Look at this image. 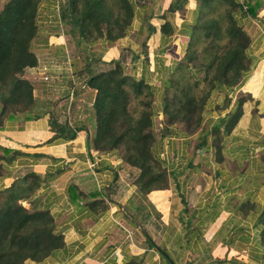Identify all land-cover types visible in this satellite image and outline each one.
I'll return each instance as SVG.
<instances>
[{
  "label": "crops",
  "instance_id": "obj_1",
  "mask_svg": "<svg viewBox=\"0 0 264 264\" xmlns=\"http://www.w3.org/2000/svg\"><path fill=\"white\" fill-rule=\"evenodd\" d=\"M133 1L137 14L128 34L109 45L91 69L122 58L132 77L154 86L155 130L160 125L154 152L173 174L170 185L144 193L137 182L140 169L118 150L89 148L88 137L96 133V92L85 85L86 57L55 65L64 68L57 84L62 92L53 104L48 101L55 94L39 70L69 47L68 36L57 29V0H43L33 43L39 61L25 74L35 86L41 115L7 120L0 129V145L21 152L5 163L0 187L30 171L45 176L27 205L53 214L64 244L44 260L25 264H123L131 259L141 264H264L259 223L264 207V4L256 16L243 18L252 57L245 81L228 106L220 91L203 113L207 132L219 125L224 145L218 156L213 148L197 149L199 132L188 133L184 122L168 125L161 111L162 82L184 55L198 0L169 15L173 35L162 32V16L172 0ZM145 2L153 8L150 22L156 29L141 38L137 32Z\"/></svg>",
  "mask_w": 264,
  "mask_h": 264
},
{
  "label": "trees",
  "instance_id": "obj_2",
  "mask_svg": "<svg viewBox=\"0 0 264 264\" xmlns=\"http://www.w3.org/2000/svg\"><path fill=\"white\" fill-rule=\"evenodd\" d=\"M42 1L7 0L0 8V129L7 120L41 115L42 104L35 97V86L24 75L28 68L38 65L33 43L40 29ZM188 1L172 0L162 16L164 34L175 33L169 15L184 10ZM263 4L264 0H198L184 55L162 82L165 97L161 109L168 115V125L184 122L188 133L199 132L197 149L213 148L221 156L224 144L219 125L207 132L202 125L203 113L211 96L220 91L225 94L224 106H228L245 81L252 57L251 38L243 18L256 16ZM142 7L144 14L137 33L148 37L156 29L150 22L153 8L147 2ZM136 14L133 0H64L60 5L66 35L75 39L77 52L88 61L85 85L96 92V133L89 135L88 146L99 151L118 150L126 162L140 169L137 182L147 193L168 188L173 175L154 152L155 117L159 113L154 104V86L145 78L132 77L122 58L112 60L107 68L91 69L102 61L109 45L128 34ZM103 43L107 47L102 49ZM198 73L203 76L199 78ZM202 81L205 84L201 87ZM198 87L203 90L201 95L195 93ZM238 115L239 112L234 114L231 124ZM64 128L61 131H69ZM20 153L0 145V180L7 173L5 163ZM44 178L30 171L0 187V264L42 261L64 244V236L56 232L53 214L27 205ZM259 223L264 246V207ZM123 264L141 263L131 259Z\"/></svg>",
  "mask_w": 264,
  "mask_h": 264
},
{
  "label": "rangeland",
  "instance_id": "obj_3",
  "mask_svg": "<svg viewBox=\"0 0 264 264\" xmlns=\"http://www.w3.org/2000/svg\"><path fill=\"white\" fill-rule=\"evenodd\" d=\"M6 1L7 0H0V8L3 7V5H4V3ZM42 2H41V4H42ZM62 2H64V0H57V12H58V17H59L60 23H61V25L58 26L57 29H60V30L62 29L64 31V33L66 34L65 29H67V28L64 27L63 23L61 22V17H60L61 16L60 15V5H61ZM41 4H40V6H41ZM136 8H137V6H136ZM66 36H68V43L67 44H68V47H69L68 50L66 51V53L63 56H61V57L58 56L57 58H55V62L56 63L55 62L54 63H50L51 66H49V65H43L42 66L41 65V69L39 71L42 72V74L41 75L38 74V76L40 78H43L50 86L52 85V87H51L52 89L51 90L54 92L55 95H53V98L51 97V98L48 99V101L51 102L52 104L54 102H56L57 100H59L56 95L59 96L61 94L62 88H60V86L57 85V84L58 83H61L62 82V78L64 77L62 75V73H59V71H61L64 68H60V66L55 67V65H61V66L66 65V64H64V62H67L66 61V58L68 59L69 57H76L77 58V56H80V57H83L84 58L83 55H79V53L77 52V47H76V41H75V39H73L69 35H66ZM144 36L145 35H142L141 38H144ZM99 43H100V41L97 42V49H99V45H100ZM101 47L103 49L104 47H107V45L103 43ZM125 57H127V56L124 55V58ZM38 61H39V59H38ZM53 64H54V66H53ZM199 74L200 73H198V75ZM45 76H47L48 78L46 79ZM24 77H25V75H24ZM198 77L201 78V74ZM204 84H205L204 81L200 82L201 87L204 86ZM201 87H198V88L195 89V93L196 94L202 93L203 90L201 89ZM157 128H158L157 130L154 129V132H155L156 135H157V132H160V125H158Z\"/></svg>",
  "mask_w": 264,
  "mask_h": 264
},
{
  "label": "built area",
  "instance_id": "obj_4",
  "mask_svg": "<svg viewBox=\"0 0 264 264\" xmlns=\"http://www.w3.org/2000/svg\"><path fill=\"white\" fill-rule=\"evenodd\" d=\"M201 74V77L203 76V74L202 73H200ZM200 74L198 75V76H200ZM45 78L47 79L48 77L47 76H45Z\"/></svg>",
  "mask_w": 264,
  "mask_h": 264
}]
</instances>
